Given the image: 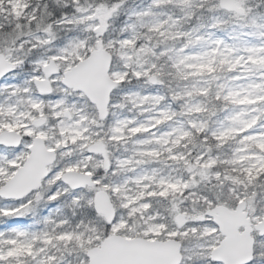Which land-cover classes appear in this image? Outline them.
<instances>
[{
    "label": "snow or ice",
    "instance_id": "1",
    "mask_svg": "<svg viewBox=\"0 0 264 264\" xmlns=\"http://www.w3.org/2000/svg\"><path fill=\"white\" fill-rule=\"evenodd\" d=\"M0 264H264V0H0Z\"/></svg>",
    "mask_w": 264,
    "mask_h": 264
}]
</instances>
